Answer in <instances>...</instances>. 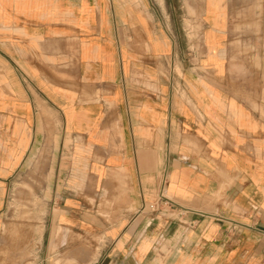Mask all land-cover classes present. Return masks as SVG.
I'll return each instance as SVG.
<instances>
[{
  "label": "crops",
  "instance_id": "obj_1",
  "mask_svg": "<svg viewBox=\"0 0 264 264\" xmlns=\"http://www.w3.org/2000/svg\"><path fill=\"white\" fill-rule=\"evenodd\" d=\"M19 224L32 264H264V0H0V248Z\"/></svg>",
  "mask_w": 264,
  "mask_h": 264
},
{
  "label": "rangeland",
  "instance_id": "obj_2",
  "mask_svg": "<svg viewBox=\"0 0 264 264\" xmlns=\"http://www.w3.org/2000/svg\"><path fill=\"white\" fill-rule=\"evenodd\" d=\"M41 180L35 175H21L18 178L17 191L8 194L7 217H14L18 222H24L30 217H41L45 209L41 208V195L35 192ZM10 227V226H9ZM24 224L14 225L12 230L5 231L9 241L0 248V264H32L36 259L33 256L34 240L30 247H26ZM16 239V240H10Z\"/></svg>",
  "mask_w": 264,
  "mask_h": 264
},
{
  "label": "built area",
  "instance_id": "obj_3",
  "mask_svg": "<svg viewBox=\"0 0 264 264\" xmlns=\"http://www.w3.org/2000/svg\"><path fill=\"white\" fill-rule=\"evenodd\" d=\"M143 206L156 216L168 220H178L185 217L188 213L197 212L176 204L174 201L164 196L162 192H160L152 201L143 204Z\"/></svg>",
  "mask_w": 264,
  "mask_h": 264
}]
</instances>
